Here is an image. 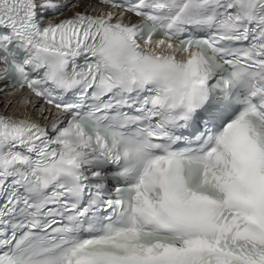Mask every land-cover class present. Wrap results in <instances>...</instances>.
<instances>
[{
	"label": "snow or ice",
	"instance_id": "1",
	"mask_svg": "<svg viewBox=\"0 0 264 264\" xmlns=\"http://www.w3.org/2000/svg\"><path fill=\"white\" fill-rule=\"evenodd\" d=\"M0 81V264H264V0H0Z\"/></svg>",
	"mask_w": 264,
	"mask_h": 264
},
{
	"label": "bare ground",
	"instance_id": "2",
	"mask_svg": "<svg viewBox=\"0 0 264 264\" xmlns=\"http://www.w3.org/2000/svg\"><path fill=\"white\" fill-rule=\"evenodd\" d=\"M92 2H95V0H92ZM68 15H71V12H69ZM10 90L11 88L9 86L3 84V82L0 81V111H3L6 100L13 98L11 96H5L2 94L3 92ZM17 96H19V94H17ZM2 99L4 100L2 101ZM9 111H11V109H9Z\"/></svg>",
	"mask_w": 264,
	"mask_h": 264
},
{
	"label": "rangeland",
	"instance_id": "3",
	"mask_svg": "<svg viewBox=\"0 0 264 264\" xmlns=\"http://www.w3.org/2000/svg\"><path fill=\"white\" fill-rule=\"evenodd\" d=\"M6 98V97H5ZM4 99H2V101H3Z\"/></svg>",
	"mask_w": 264,
	"mask_h": 264
}]
</instances>
